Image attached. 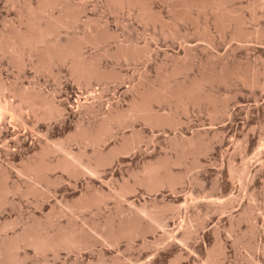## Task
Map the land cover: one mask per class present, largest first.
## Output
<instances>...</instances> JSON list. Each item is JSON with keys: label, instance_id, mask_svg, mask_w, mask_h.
I'll return each instance as SVG.
<instances>
[{"label": "rangeland", "instance_id": "1", "mask_svg": "<svg viewBox=\"0 0 264 264\" xmlns=\"http://www.w3.org/2000/svg\"><path fill=\"white\" fill-rule=\"evenodd\" d=\"M185 1L0 0V264H264V0Z\"/></svg>", "mask_w": 264, "mask_h": 264}, {"label": "bare ground", "instance_id": "2", "mask_svg": "<svg viewBox=\"0 0 264 264\" xmlns=\"http://www.w3.org/2000/svg\"><path fill=\"white\" fill-rule=\"evenodd\" d=\"M115 1V0H114ZM127 1H130V0H127ZM54 2V1H53ZM53 2H52V4H53ZM208 2V1H207ZM210 2V1H209ZM222 2H224V0L222 1ZM127 4V3H126ZM262 4V3H261ZM181 5V4H180ZM51 6V3H47V4H45L44 6H43V8L41 7V9L43 10V11H45L46 9H48V7H50ZM185 8H190V11H191V9L192 8H194V9H197L198 11H205V10H208L211 14H212V16L214 15V19L216 20L217 19V17H219V18H223V20L224 19H226V23L225 24H231V22H232V20L233 19H235V17L234 18H231L230 17V12L229 11H227V12H225L226 11V8H225V6H224V4L223 3H221L220 1L218 2L217 1V3H216V1L214 2V1H212V3H206V1H198V2H192V1H185ZM184 8V9H185ZM255 8V7H254ZM228 9V8H227ZM261 9H262V7H261ZM264 9V8H263ZM234 12V11H233ZM44 13V12H43ZM227 13V14H226ZM235 13V12H234ZM144 14V13H143ZM184 14V13H183ZM185 14H187V11H186V13ZM202 14V13H201ZM205 14V13H204ZM208 14V13H207ZM141 15V14H140ZM139 15V16H140ZM262 15V14H261ZM43 16V15H42ZM46 16V15H45ZM45 16H43V17H45ZM183 16V15H182ZM186 16V15H185ZM232 16V15H231ZM233 17V16H232ZM49 18V17H48ZM178 18V17H177ZM186 18V17H185ZM192 18V17H191ZM212 18V17H211ZM221 18V19H222ZM46 19V18H45ZM44 19V20H45ZM51 19V18H50ZM59 19V18H58ZM180 19V18H179ZM49 20V19H48ZM187 20V19H186ZM194 20V19H193ZM47 21V20H46ZM225 21V20H224ZM54 22V21H53ZM187 22V21H186ZM195 22V21H194ZM216 22V21H215ZM243 22V21H242ZM221 23V22H220ZM47 24V23H46ZM45 24V25H46ZM208 24V23H207ZM214 24H217V23H214ZM219 24V23H218ZM233 25V24H232ZM33 27L35 26V25H32ZM38 26V25H37ZM49 26V25H48ZM241 26V25H240ZM163 27V26H162ZM220 27V26H219ZM225 27V26H224ZM45 28H46V26H45ZM164 28V27H163ZM47 29V28H46ZM46 29L45 30H37V32H36V30H35V32H33L34 30L33 29H28V30H32V31H28L29 33H27V34H25V35H21L22 37H23V39H31V38H35V37H39V38H42V37H45L46 35H48L50 32H48V30H49V27H48V30L46 31ZM47 33H46V32ZM27 32V31H26ZM24 34V33H23ZM233 35V34H232ZM238 35V34H237ZM16 36H19V35H16ZM49 36V35H48ZM236 36V35H235ZM240 36V35H239ZM244 36V35H243ZM15 36H13V38H14ZM17 38V37H16ZM236 40H237V38H236ZM13 42H14V39H13ZM12 43V42H11ZM24 43H26V45H33V44H35V41H30V40H26ZM24 43H23V45H24ZM40 43V42H39ZM16 44V43H15ZM7 48H9V49H11V51L12 50H16V49H14V48H16V45H13V44H11V45H9ZM221 58V57H220ZM84 69V68H83ZM175 70V69H174ZM178 70V69H177ZM240 70V69H239ZM78 71V70H77ZM91 71V70H90ZM221 71V70H220ZM219 71V72H220ZM225 71V70H224ZM224 71H222V72H224ZM237 71V70H236ZM85 72V71H84ZM172 72V71H171ZM177 72H179V71H177ZM221 72V73H222ZM230 72V71H229ZM221 73H219V74H221ZM232 72H230V73H226L225 74V72H224V74L222 73V79H224L225 77H229V78H236L237 80L240 78V74L239 73H235V75L232 73ZM218 74V75H219ZM240 75V76H239ZM248 75V74H247ZM250 75V74H249ZM215 76V75H214ZM166 77V76H165ZM206 77V76H205ZM218 77H220V76H217L216 78V80H219L220 78H218ZM227 77V79L229 80V78ZM231 78V79H232ZM210 79V78H209ZM226 79V78H225ZM224 79V80H225ZM226 79V80H227ZM245 79V78H244ZM204 81H205V78L203 79ZM208 80V79H207ZM206 80V81H207ZM224 80H220L219 82H224ZM225 80V81H226ZM240 80V79H239ZM255 81V80H254ZM209 82V81H208ZM245 82V81H244ZM162 83V82H161ZM167 83V82H166ZM202 83H203V81H202ZM201 83V81H200V84H202ZM205 83V82H204ZM202 84V85H205V84ZM211 83V82H210ZM248 83V82H247ZM246 83V84H247ZM196 84H199L198 83V81H197V83H195V86H196ZM245 84V83H244ZM250 84V83H249ZM252 84V83H251ZM194 85H192V87H195ZM200 86V85H199ZM199 86H197V87H199ZM262 87V86H261ZM150 88V87H149ZM163 88V87H162ZM161 87H159V89L158 90H160V89H162ZM169 88V87H168ZM168 88H167V91H168ZM176 88H177V85H176ZM186 88H188V87H185V89ZM200 88V87H199ZM173 89V88H172ZM194 89V88H193ZM149 90V89H148ZM165 91H166V89H164ZM191 90V89H190ZM190 90H188V89H186V91H179V92H171L170 90H169V92L167 93V95L166 96H168V97H170V98H172V97H179L178 99H180V97H182V94H183V97L182 98H186L187 97V95H189V91ZM198 90V89H197ZM162 91V90H161ZM177 91V90H176ZM157 92V91H156ZM191 92V91H190ZM193 92V91H192ZM150 93V92H149ZM185 93H188V94H186V97H184V95H185ZM197 93H199V92H197ZM146 94V93H145ZM158 94H159V91H158ZM161 94H164V92H162ZM194 94V93H193ZM147 95V94H146ZM191 95V94H190ZM190 95H189V97H187L188 99L190 98ZM148 96H149V94H148ZM148 96H146V97H148ZM154 96V95H153ZM153 96H152V98H153ZM159 96V95H158ZM157 96V97H158ZM163 96V95H162ZM165 96V97H166ZM200 96V95H199ZM204 96V95H203ZM202 96V97H203ZM205 96H206V94H205ZM150 97V96H149ZM148 97V98H149ZM161 97V96H160ZM168 97H166L165 99H169ZM210 97V96H209ZM145 98V97H144ZM155 98V97H154ZM182 98H181V100H182ZM193 98V97H192ZM147 99V98H146ZM150 99V98H149ZM157 99H159V98H157ZM176 99V98H175ZM177 99V100H178ZM187 99V100H188ZM180 100V101H181ZM186 101V99H183V101ZM192 100V99H191ZM204 100H207L208 101V97L206 98L205 97V99ZM148 102H149V100H147ZM147 101H146V103H147ZM150 101H151V99H150ZM157 101V100H156ZM162 101V100H161ZM166 101V100H165ZM188 101H190V100H188ZM187 101V102H188ZM198 101V100H197ZM144 102V101H143ZM155 102V101H154ZM177 102V101H176ZM135 103V102H134ZM145 103V104H146ZM181 103H183V102H181ZM196 104V103H195ZM133 105V104H132ZM149 105V104H148ZM179 105V104H178ZM148 108V107H147ZM131 111L132 112H136L137 114H140V113H142V112H145V111H147V110H145V105L144 104H139V105H133V110L131 109ZM135 114V113H134ZM144 113H142L141 114V116L143 115ZM147 113H145V115H146ZM144 117V116H143ZM141 118V117H140ZM148 118V117H147ZM261 146H263V144H261ZM70 161H65L62 165L60 164V167L62 168V170L63 171H68L70 168H72V166L74 165L75 166V163H73V165H71V167H70V163H69ZM70 167V168H69ZM160 168H161V166L159 165V164H155V165H147L146 167H145V169H144V174L146 175L145 177L147 178H145V180H148L149 182H155L156 184H162V183H164V181H165V178L166 177H159V171H160ZM36 169L37 168H35V167H32V168H30L29 170H28V172L26 173L27 175H28V177L30 178V179H32V180H34V181H36L35 180V174H37L38 175V173H36L37 171H36ZM68 169V170H67ZM36 171V172H35ZM40 171V170H39ZM161 172V171H160ZM32 176V177H31ZM161 176V175H160ZM163 176H167V175H163ZM34 178V179H33ZM36 179H37V177H36ZM169 179V178H168ZM33 182L31 181V184H32ZM132 228V227H131ZM130 228V229H131ZM129 228L127 227V230H128ZM130 229H129V231L127 232V236H129L130 237V235H131V233H132V230L130 231ZM32 230V229H31ZM27 231V232H25L24 234H23V236H20L19 237V239L16 241V242H19V245H20V243H24L25 245H28V246H30V247H33V249L34 250H37L38 252L39 251H44V250H48V249H55V248H57V247H59L60 245H63V247H64V245H68V246H74L76 243H77V240H75L73 237H71V235H72V233L70 234V235H66V236H56V237H51V236H48L49 234L47 233V234H40V232H38L37 230H35V231H37V232H35V231ZM112 230V229H111ZM122 230V229H121ZM126 230V229H125ZM58 231V230H57ZM56 231V232H57ZM113 231V230H112ZM43 232V231H42ZM73 232V231H72ZM75 232V231H74ZM46 233V232H45ZM121 233V232H120ZM124 233V232H123ZM123 233H121V234H123ZM55 235V234H54ZM63 235V234H62ZM74 235V234H73ZM76 235V234H75ZM114 235V234H113ZM117 235V234H116ZM120 235V234H119ZM126 235V234H125ZM77 236V235H76ZM122 236V235H121ZM18 238V237H17ZM76 238V237H75ZM105 238H107V237H105ZM111 238V237H110ZM119 238V237H118ZM117 238V239H118ZM15 243V242H14ZM8 245V244H7ZM4 245H0V253H2L3 251V249H5V247H3ZM6 246V245H5ZM18 245L17 244H12V242H11V245L9 246H6V248L7 249H9L10 248V250L11 249H14V248H16ZM22 246V245H21ZM2 251V252H1ZM12 251V250H11ZM56 251V250H55ZM8 252V251H7ZM5 253V252H4ZM9 253V252H8ZM13 253V252H12ZM2 256V255H1ZM9 256H10V254H9ZM11 258V257H10ZM9 259V258H8ZM10 260H12V258L10 259ZM5 262V261H4ZM2 263V262H1Z\"/></svg>", "mask_w": 264, "mask_h": 264}]
</instances>
